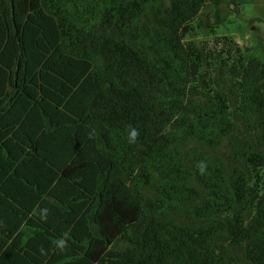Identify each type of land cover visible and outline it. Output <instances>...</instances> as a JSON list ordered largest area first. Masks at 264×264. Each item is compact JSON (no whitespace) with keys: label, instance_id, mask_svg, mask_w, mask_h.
Here are the masks:
<instances>
[{"label":"trees","instance_id":"trees-1","mask_svg":"<svg viewBox=\"0 0 264 264\" xmlns=\"http://www.w3.org/2000/svg\"><path fill=\"white\" fill-rule=\"evenodd\" d=\"M224 3L0 0V264H264V59Z\"/></svg>","mask_w":264,"mask_h":264},{"label":"rangeland","instance_id":"rangeland-1","mask_svg":"<svg viewBox=\"0 0 264 264\" xmlns=\"http://www.w3.org/2000/svg\"><path fill=\"white\" fill-rule=\"evenodd\" d=\"M238 14L229 13L226 4L221 8L225 14L229 13L228 20L217 29L218 34L231 36L246 56L264 59V0H239ZM199 19L201 28L197 30L199 38L209 36L205 23L213 22V9L207 2L201 10Z\"/></svg>","mask_w":264,"mask_h":264},{"label":"clouds","instance_id":"clouds-1","mask_svg":"<svg viewBox=\"0 0 264 264\" xmlns=\"http://www.w3.org/2000/svg\"><path fill=\"white\" fill-rule=\"evenodd\" d=\"M137 135H138L137 131L135 129H132L129 133L130 142L134 141Z\"/></svg>","mask_w":264,"mask_h":264}]
</instances>
